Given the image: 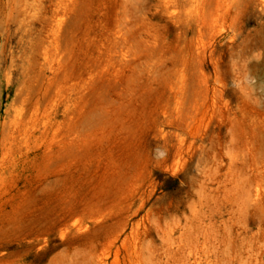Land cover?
I'll use <instances>...</instances> for the list:
<instances>
[{
  "label": "rangeland",
  "instance_id": "obj_1",
  "mask_svg": "<svg viewBox=\"0 0 264 264\" xmlns=\"http://www.w3.org/2000/svg\"><path fill=\"white\" fill-rule=\"evenodd\" d=\"M16 120L0 264H264V0H0Z\"/></svg>",
  "mask_w": 264,
  "mask_h": 264
},
{
  "label": "bare ground",
  "instance_id": "obj_2",
  "mask_svg": "<svg viewBox=\"0 0 264 264\" xmlns=\"http://www.w3.org/2000/svg\"><path fill=\"white\" fill-rule=\"evenodd\" d=\"M10 72L7 71L5 75L9 76ZM28 136L30 132L25 129L22 120L6 122L0 127V166L15 162V157L27 147Z\"/></svg>",
  "mask_w": 264,
  "mask_h": 264
}]
</instances>
